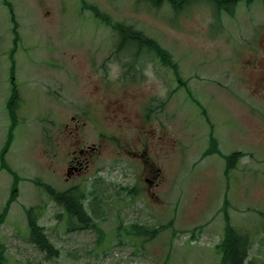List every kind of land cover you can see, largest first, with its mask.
I'll return each mask as SVG.
<instances>
[{"label": "rangeland", "instance_id": "rangeland-1", "mask_svg": "<svg viewBox=\"0 0 264 264\" xmlns=\"http://www.w3.org/2000/svg\"><path fill=\"white\" fill-rule=\"evenodd\" d=\"M179 2L0 0V213L9 207L0 241L7 264H223L217 245L227 218L251 242L248 262L264 264V182L246 176V169L257 176L264 168V150H257L264 132L249 115L253 101L264 100L257 92L264 39L260 46L245 39L261 27L251 16L262 17L263 9L228 18L209 0ZM75 138L101 144L102 154L68 185L61 159ZM117 138L147 152L158 185L146 181L144 159L119 150ZM236 152L242 156L228 171ZM46 186L56 193L75 187L94 226L69 220ZM30 208L59 257L47 259L31 243ZM136 226L159 233L137 235Z\"/></svg>", "mask_w": 264, "mask_h": 264}, {"label": "trees", "instance_id": "trees-1", "mask_svg": "<svg viewBox=\"0 0 264 264\" xmlns=\"http://www.w3.org/2000/svg\"><path fill=\"white\" fill-rule=\"evenodd\" d=\"M7 1V0H5ZM98 15V14H97ZM18 27L14 30L15 32V39L14 43L15 45L19 41L18 36ZM134 36V37H133ZM132 38L141 39L142 34L135 33L133 34ZM145 42L149 44L150 47L154 50L153 52L158 55L162 61L170 63V55L162 50L154 41L145 39ZM153 45V46H152ZM13 94L11 98L8 101L7 108L9 110V114L11 118L13 119L12 127H15L14 122L16 121L13 107L15 106L16 102L19 99L17 89H13ZM10 141L7 143L9 145ZM242 156L241 152L233 153L228 159L229 164L227 170L229 171L235 161ZM6 169V168H5ZM7 171L12 173V171L7 168ZM16 185H17V179H16ZM16 185L14 184V191L16 188ZM46 190L50 197L54 200L56 196H59V201L64 205L66 208L68 219L74 220L76 219L79 225H81L83 228L93 227L94 225L90 224L91 219L87 216V214L84 211L83 207V195L79 194L77 190H72L69 193H63V194H57L55 190H53L51 187L46 186ZM16 192V191H15ZM77 192V193H76ZM11 201L8 202L7 206H9ZM8 208L6 207L1 213H0V225L4 222ZM28 214V225L30 227V236L29 239L31 243L42 253L45 254L47 259L57 258L59 257L60 251L53 245V243L48 238L45 229L41 227L38 224V219L36 216V213L33 208H30L27 210ZM230 219L227 218L226 220V227H225V234L220 242L219 245H217V250L219 253H221L222 257V263L223 264H250L248 262L249 258V250H250V240L247 235L240 234L237 232L234 228L230 225ZM75 229V228H74ZM135 234L139 235L141 233V230H146L145 234L148 238H154L158 233L159 230H148L145 227H135ZM144 237V236H143ZM0 264H7V259L5 255V246L0 241Z\"/></svg>", "mask_w": 264, "mask_h": 264}, {"label": "flooded vegetation", "instance_id": "flooded-vegetation-1", "mask_svg": "<svg viewBox=\"0 0 264 264\" xmlns=\"http://www.w3.org/2000/svg\"><path fill=\"white\" fill-rule=\"evenodd\" d=\"M150 1V0H148ZM164 0H153L154 3L161 4L163 3ZM172 1L173 5H175L174 2L180 1L178 5L180 8H183L184 5L187 4V1L191 0H168ZM197 1V0H196ZM211 1L214 6L216 7L217 14L218 16L221 17V15L224 13L227 15L228 18H233L235 12L238 10L244 11L248 15L253 13L252 8H254L256 5L261 6L263 10H257V12H262V17L256 18L255 16H251V21L252 23L254 22H262L261 27L258 29L256 33H253L252 36H247L245 39L248 40H253L254 43L257 46H260L261 41L264 39L263 36V31H264V0H209ZM157 4V5H158ZM263 30V31H262ZM259 44V45H258ZM256 51L260 52V48H255ZM258 90V91H257ZM256 91L259 93H264V71L262 72V79L259 85V88ZM252 111L249 114L252 118H254L257 122V127L264 132V100H258V101H253L252 105L249 106ZM248 108V109H249ZM145 115V119H146ZM72 119H75V117H72ZM65 127L68 128V125H65ZM76 130L80 131V128L78 126L75 127ZM116 145L119 150L126 151L128 154L134 155L136 158H139L140 160L144 159L145 162H143L146 165V173L147 177L145 178L146 181L150 184H153L154 182L156 185H158V175L155 174V170L148 169V164H149V157L148 154L145 150L141 151H134L132 150L133 148H136L137 145H131L128 142V139H119L117 138ZM143 147L146 146V142H142L141 144ZM74 149L69 150L64 159H61L63 161V166H64V171L62 173L64 177V181L67 182L68 185H70V181L74 179H80L82 177L83 173L85 170L90 166V164L94 161L95 156L101 155V144H91L88 145L83 143V139L81 138H75L74 139ZM77 146V147H76ZM264 150V146L260 145V147L257 146V150ZM250 156V161H252L253 155ZM253 169L249 168L246 169V172L248 173L246 176L249 179L250 182L257 181L259 183L260 180V185H261V180L264 182V168L261 170V173L259 171V174L257 176H252ZM72 184V183H71ZM264 187V185H262ZM75 187H71L67 189L66 191H57V194H63V193H69L72 190H74ZM59 196H56L54 201L61 206L64 210L65 213L68 211L64 207V205L59 201ZM83 202V201H81ZM67 211V212H66Z\"/></svg>", "mask_w": 264, "mask_h": 264}, {"label": "crops", "instance_id": "crops-1", "mask_svg": "<svg viewBox=\"0 0 264 264\" xmlns=\"http://www.w3.org/2000/svg\"><path fill=\"white\" fill-rule=\"evenodd\" d=\"M259 184V183H258ZM260 185V184H259ZM263 191H264V188H263Z\"/></svg>", "mask_w": 264, "mask_h": 264}]
</instances>
